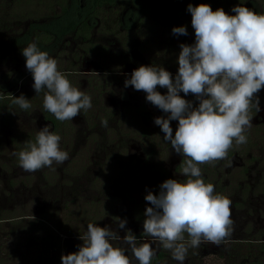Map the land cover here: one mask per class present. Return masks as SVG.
<instances>
[{
	"label": "rangeland",
	"instance_id": "obj_1",
	"mask_svg": "<svg viewBox=\"0 0 264 264\" xmlns=\"http://www.w3.org/2000/svg\"><path fill=\"white\" fill-rule=\"evenodd\" d=\"M208 1L202 0V3ZM195 3L193 0H163L155 5L145 20L150 19L156 25L152 47L157 55L152 53L150 58H143L137 53L138 42L143 39L136 34L139 29L132 27L137 14L126 8L119 10L122 23L132 28L128 38L133 39L129 41L133 46H124L127 51L120 56L123 46H118V38L121 39L119 33L125 31L121 32L123 25L119 26V32L118 27L115 29L118 7L107 8L100 11L97 19L100 24L88 36L92 45L87 46L107 49L106 54L100 56L87 54L84 41L76 33L40 44L36 41V33L44 36V32L38 28L32 37L36 26H48L63 15V6L71 7V16L86 15L88 0H0V98L23 94L31 103L27 110L12 101L0 106V264H45L50 257L54 259L52 264H57L58 260L62 264V255L79 250L78 246L83 243L79 237L88 223L108 226L118 234L130 229L138 236L143 233L145 209L151 206L144 198L147 193L158 195L159 186L167 179L184 182L185 176L176 168L185 158L163 140L161 130H156L160 135L156 138L152 158L145 157L148 150L144 148L146 144L139 143V138L142 126L147 127L149 123L143 118L141 123L134 121L137 126L128 116H123L120 105L137 107L147 102L138 99L140 91L131 86L125 88L124 82L129 77L118 73H123L127 67L126 55L142 63L144 59L145 63L154 62L153 66H163L175 78L181 49L167 60L160 57L166 53L167 46L195 42L193 33L191 36L172 33L177 22L191 26L187 8ZM257 3L250 9L262 13L264 2ZM243 6L248 7L247 4ZM179 10L185 13L184 18H180ZM30 43H36L41 51L56 59L58 70L70 73L68 79L72 85L91 97L90 109L81 110L73 120L60 121L63 124L57 130L48 119L54 115L43 108L44 93L36 94L32 74L25 66L21 50ZM92 71L99 75H81V72ZM152 118L150 116L149 120ZM102 119H107V127L101 126ZM259 119L264 123L263 107L252 117L251 127L245 132L247 142L241 145L234 142L235 156L215 162L226 184L211 174L206 179L214 185L217 194L221 191L231 200L234 222L231 237L220 245L204 243L199 248H189L184 264H233L229 260L230 252L236 256L248 249L255 251L258 244L264 242V197L255 190L259 178L264 177V132L254 129ZM46 125L61 137L60 148L68 152L69 158L61 164L54 162L51 167L25 172L13 153L24 150L29 141L34 142L39 130ZM177 125L178 121L171 123V126ZM123 135H127V140L125 147L120 148L118 138ZM141 154L145 155L141 157ZM117 217L127 220L125 229L118 228ZM185 237L187 239V235ZM111 242L114 246H122L118 241ZM167 253L169 258L162 264H179L172 259L169 250ZM126 254L131 256L130 251ZM242 261L236 256L234 264ZM133 264L138 262L133 259Z\"/></svg>",
	"mask_w": 264,
	"mask_h": 264
},
{
	"label": "clouds",
	"instance_id": "obj_2",
	"mask_svg": "<svg viewBox=\"0 0 264 264\" xmlns=\"http://www.w3.org/2000/svg\"><path fill=\"white\" fill-rule=\"evenodd\" d=\"M187 10L195 43L179 45L175 78L163 66L141 65L124 82L125 88L146 93V101L167 114L166 118L156 117L154 123L163 132V140L185 158L182 175L187 179H167L159 186L158 195L149 191L144 197L151 205L146 207L143 221L142 234L148 240L141 242L130 229L121 238L108 226L88 223L79 237L83 241L79 250L62 255V264H133V259L138 264H151L160 247L184 264L189 248L204 243L220 245L231 237V200L217 194L213 184L205 183L200 165L226 159L234 142L245 144L250 112L253 108L261 111L258 93L264 90V13L240 4L231 9L235 15L223 8L213 11L206 3L189 4ZM172 33L188 34L184 26L174 27ZM21 51L32 74L33 89L37 95L44 93V110L63 122L92 107L91 97L68 79L71 74L58 70L57 60L36 43ZM93 73L99 75L95 71L81 75ZM158 87L166 88L167 93L161 94ZM181 92L194 95L198 106ZM11 101L22 110L31 108L23 94L11 95ZM171 121H178L174 134ZM101 126H108L107 119L101 120ZM60 140L46 125L34 142L29 141L24 150L13 155L29 173L51 167L54 162L61 164L69 154L61 150ZM116 221L119 229H125L126 219L117 217ZM129 251L131 256L126 254Z\"/></svg>",
	"mask_w": 264,
	"mask_h": 264
},
{
	"label": "trees",
	"instance_id": "obj_3",
	"mask_svg": "<svg viewBox=\"0 0 264 264\" xmlns=\"http://www.w3.org/2000/svg\"><path fill=\"white\" fill-rule=\"evenodd\" d=\"M89 1V8L86 11L87 14L86 15H81V14H77V15H73L71 16V7H68V5L63 6V10H62V14L61 16L57 17L56 20L52 23H49L48 26L45 25L44 27H39L36 26L35 30L32 31V37L35 34V32L38 31V28L40 29L39 31H43L44 32V36L42 34L38 35V32L36 33V38H37V42L44 43L43 41H50V43H52L54 41V38H59L60 36H64L70 33H76V35H79L80 39H82L85 43V47L84 50L87 52V54H92V55H100V56H104L107 52V49L105 47H100V48H96V46H87L88 44L92 45L91 42H89L88 36L91 34L92 30L97 27L99 25L100 22L97 21L98 16L100 11L105 10V9H115V7H118V0H88ZM160 0H123V2L127 5H132L134 6L139 13H141L142 18L144 19L146 17L147 13H150L155 5H157V3H159ZM196 3L202 4V0H193ZM264 2V0L262 1ZM198 4V5H199ZM206 4H209L212 8L213 11H215L217 8H223L225 10L226 13H228L229 15H235V13H233L231 11V9L237 5H243L244 2L243 0H210L208 1ZM264 4V3H262ZM253 6V3L250 5ZM78 10H81L80 8H77ZM232 13V14H230ZM262 13H264V5L262 7ZM180 26H184L187 28L188 27L190 29H192V31H194V29L191 26L188 25H184L182 22H177V25L175 27H180ZM116 27H118V24L115 25V29ZM156 25L152 28H155ZM42 35L43 37L40 38ZM50 43H46V44H50ZM180 47L179 46H167V53H169V55L171 56L173 53H176L177 50H179ZM157 90L161 93V94H166L167 93V89L166 88H157ZM181 95V94H180ZM259 99H260V106L264 108V90H261L259 93ZM183 97H188L192 98L191 102L193 103V106L196 107L199 104V101L196 99V97L192 94H189L187 96L181 95ZM11 99V97H6V98H0V106H3L7 103H10L11 100H7V99ZM160 110V109H159ZM256 110L255 108H253L250 112V116L253 117L254 115H256ZM160 115L164 116L166 118L167 114L163 113L160 110ZM123 116H128L129 119H131V121L133 120V122L135 121L136 123H141L143 122V117L146 116V108L143 105L137 106V107H127L126 109H124L123 111ZM50 119L51 124L53 125V129L57 130L59 129V127L61 126V123L59 120H57L55 117L52 118H48ZM134 122V123H135ZM177 121H171L172 124H175ZM135 123V124H136ZM137 125V124H136ZM138 126V125H137ZM143 128L140 131V136L141 138H139L140 143L144 146L146 144V146L144 147L146 150H148L147 152V159H151L153 152L155 150V144H156V138L157 136L160 135V133H158V130H161L160 127L155 128L154 130H152L151 128H148L146 126H142ZM175 127L177 126H172L173 128V134L175 131ZM255 131L258 132L259 128H254ZM157 130V131H156ZM156 136V137H155ZM127 135H123V137H121V141H120V148H124V143L127 140ZM250 140V139H248ZM252 141V140H250ZM123 143V145H122ZM26 147V145H25ZM236 154V147L235 145L232 147V149L229 150L228 155H227V159H229L230 157H232L233 155ZM183 160H181V162L179 163V165L177 166L176 170L177 171H182V164H183ZM226 160V159H225ZM201 167V171H202V178L204 179L205 183L207 182V177L208 175H212L214 178H216L218 176L219 171H221L220 167H218L217 165H215L214 163L211 164H203L200 165ZM138 169V167H137ZM222 172V171H221ZM205 173V174H204ZM224 178V174L223 172L221 173V178L220 180H223ZM187 179V177H184V181ZM220 189V188H219ZM222 192L219 191V194H221ZM42 217V220L44 221L45 219ZM40 217V218H41ZM187 234H185L186 236ZM143 237V234L140 233L138 235V238ZM49 241V240H48ZM253 243V242H250ZM258 248L254 249H248V251L243 252L241 254H236V256H239L243 259V261L239 264H264V242H261L258 244ZM51 248L54 247L53 244H51L50 246ZM241 252V251H240ZM230 262H232L233 264L236 263V256L235 254L232 252H230ZM167 258H169V255L167 253V250L163 249L162 247H160L157 252L156 255L152 258L151 264H162V262H164L165 260H167ZM248 260V262H247ZM54 261V259L52 257H50L48 259L47 262H45V264H52ZM166 263V262H165ZM57 264L59 263V260L57 262Z\"/></svg>",
	"mask_w": 264,
	"mask_h": 264
},
{
	"label": "flooded vegetation",
	"instance_id": "obj_4",
	"mask_svg": "<svg viewBox=\"0 0 264 264\" xmlns=\"http://www.w3.org/2000/svg\"><path fill=\"white\" fill-rule=\"evenodd\" d=\"M257 1H259V0H253V1L252 0H243L244 4L248 5V8H252V7L256 6V4H258ZM261 1H263V0H261ZM159 3H163V0H160ZM252 3H253V6H250ZM198 4L199 3H195L194 6H196ZM124 8H126L128 11H131L132 13H136L137 14L136 19L134 21V26H132V27H135V28L139 29L136 32V34H140L141 38L143 39L141 42H138L137 53L142 55L143 58L144 57L150 58L152 56V53H155V55H157V52L152 47V46H154V36H153V34H154L153 29L154 28H152V27H154L155 24H153V22H150V19L148 21L145 20V19L149 18L148 17L149 13H147L146 17L143 19L141 13H139L138 10L134 6L125 4L123 2V0H118V32L120 30L119 26H122V25H123V28H121V32L123 30L125 31V32L119 33V35H121V39L118 38L120 40V42L118 41V46L119 47L123 46V48H122V50L120 52L121 53L120 56L123 57L122 54L127 51V48H130V46H133L132 44H129V41H132L133 39L128 38L129 35H131L130 32H131L132 28L130 27V25H126V24L122 23L123 20H121L122 19V15H121L122 12L119 9H124ZM179 13H181L180 14L181 15L180 18H184L185 17L184 16L185 13H183L181 10H179ZM85 14H87V12ZM154 18L155 17H153L151 19L153 20ZM132 20L133 19L130 18V21H132ZM187 33H188L187 35H190V36L192 35L191 33L195 34V32L192 31V29H190L189 27H188ZM122 35H124V36H122ZM194 43H191V45L194 44ZM124 46H129V47L125 48ZM163 54L164 55L161 56L160 59L167 60V58L170 56L169 53H167V51H166V53H163ZM143 58H141V59H143ZM124 59H127V60H124ZM124 59L122 58V60H124L125 62L128 61V62H126V64L128 63L127 67H126V69H125V71L123 73H118V75L121 74L120 76H125V77L128 76L129 78H130V75H131V73H132V71L134 69L138 68L140 65H143L145 63L144 59H143L144 63H142L140 60H138V59L134 60L131 57L128 58L126 55H125ZM140 63H142V64H140ZM145 64L148 65V66H151V65H154V62H151L150 60H148V62L145 63ZM118 72H120V71H118ZM138 99H140L142 102L146 101V93H144L143 91H140L139 94H138ZM150 104H151L150 102H147L145 104L146 106L144 105L145 108H146V116L143 117V118L146 120V122L148 121V123H149L147 125V127L151 128L152 130H154L155 128L159 127L156 124H154V119L156 117H160L161 115H160V110L157 107H155V106H151ZM120 107H121L120 109H122V112H123L124 109H126L128 106H126V105L123 106L121 104ZM124 107H126V108H124ZM118 111H119V108H118ZM150 116L153 117L152 120H149ZM144 119H143V121H144ZM258 122H259V124L256 125L257 128H259V131H263L264 132V123H262V121L260 119L256 120V123H258ZM118 139H119L118 143L120 144L121 137L118 138ZM140 150H143L142 147H140ZM142 152L144 153V151H142ZM147 153H146V155L145 154H141V157L145 155V157L147 158ZM136 156L140 157L139 154H137ZM234 156L235 155H233L232 157H234ZM252 159L253 158L250 157V160H252ZM216 178H218L220 180L221 175H218ZM221 181L226 184L225 180H220V182ZM255 190L257 191L259 196H263L264 197V177L259 178L258 183L255 185ZM119 234H120V237H123L125 235V232L124 231L123 232H119ZM136 237L138 238V236H136ZM144 238L145 237L143 236V237L138 238V239L140 241H145V240H143Z\"/></svg>",
	"mask_w": 264,
	"mask_h": 264
}]
</instances>
